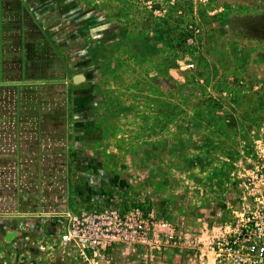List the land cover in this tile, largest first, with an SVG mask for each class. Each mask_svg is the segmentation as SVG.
<instances>
[{"label":"crops","instance_id":"obj_1","mask_svg":"<svg viewBox=\"0 0 264 264\" xmlns=\"http://www.w3.org/2000/svg\"><path fill=\"white\" fill-rule=\"evenodd\" d=\"M219 1L227 14L218 22L214 65L236 66L230 50L256 46L231 38L226 23L230 19L237 30L241 17L264 22V4ZM164 40V33L141 24L135 0H0V247L14 246L18 233L10 241L4 237L27 221L20 217L60 208L69 153L72 161L82 154L120 161L127 159L125 146L147 162L150 192L163 190L171 199L178 195L181 206L195 205L199 230L211 222L251 146L264 145V91L250 89L239 99L235 92L241 105L229 108L226 89L214 98L203 72L173 61L176 49ZM234 71L228 81L264 80ZM76 76L82 79L74 83ZM80 94L86 104L76 103ZM163 160L162 185L152 178ZM17 211L20 216L13 215ZM188 233L195 242L199 234ZM106 256L96 264H159L160 258L131 248Z\"/></svg>","mask_w":264,"mask_h":264},{"label":"rangeland","instance_id":"obj_2","mask_svg":"<svg viewBox=\"0 0 264 264\" xmlns=\"http://www.w3.org/2000/svg\"><path fill=\"white\" fill-rule=\"evenodd\" d=\"M245 1L254 5L256 4L258 7L264 4V0ZM135 2L137 1L135 0ZM156 3L162 6V9L165 11L163 16L159 18H153L146 10L139 7L137 2L141 12V24L147 22L150 24L153 31L164 33V45H166L167 48L172 47L176 49L173 51V61L178 59L185 63L192 62L196 70H201L203 72V75L206 76L205 88L208 89L214 98L218 99V93L226 89L228 94L225 93L227 98H225L223 102L231 108L235 106L234 104L237 105V96L235 92L238 93V99L239 96L243 98L244 91L250 89H252L251 91L254 95L263 93L264 80L260 78L228 81L225 77L235 76V68H238L240 70L239 73H241L237 76H264V22L260 18L241 17L237 30L235 29L233 21L230 19L227 21L226 27L228 26V29L231 27L233 33L231 38H239L243 44L256 47L254 50L244 47H237V50H230L239 63L236 66L235 63L232 62L227 65H214L216 57H214L215 51L213 42L221 36L217 32V28H220V23L218 22L227 13L224 12V9L220 12L216 11L212 15L208 14L207 11L218 10L220 1L211 0L208 7H203L198 0H156ZM156 19L159 21H166L169 24L168 29L161 25ZM192 25H197L203 32L201 49L193 50V48H190L191 46L187 47L185 45L183 48H175L177 47L175 46V39L171 38V36L182 34L181 31L185 32V28ZM239 60H241V62H239ZM216 76L218 77L216 78ZM203 83L204 82H202V84ZM254 86L256 88H254ZM125 90H127V88H125ZM81 91H83V89H81ZM78 93H80L79 90ZM81 94H83V92ZM81 94L76 96V103L86 104V99L83 96L81 97ZM142 103L147 104V99H142ZM238 105L241 104L238 103ZM89 147L90 146L84 148L87 150V153H90ZM127 148L131 149L132 146H125L124 150L126 151L125 156L127 159L120 161H115L114 158L110 157L98 161L95 157L90 159L88 155L86 156L84 154L72 161L69 158L70 153L68 155L69 151H67L66 185L57 204L60 206L58 210L80 207L85 204L89 207H96L114 199H118V201H122L123 199L126 201L143 200L141 204H144L147 208L150 206L154 208V210L158 212V214H161L168 223L181 227L184 232L186 229L190 235L199 234L200 230L196 219L201 213L198 208L195 205H192L193 208H190L186 203L185 207L183 205L181 206L178 203V195H174L175 199H171L172 197L168 196L166 192L164 193L163 190L150 192L147 174L144 170L145 166L143 165L147 164V162H140L134 159L132 157L133 154H130V152L128 153ZM80 151L85 152L84 150ZM164 168V160L157 162L156 171H154V173L158 175L152 179L158 184H162V172L160 169L163 171ZM159 189L161 188H158V190ZM227 189H229V187H227ZM69 192L71 195H69ZM69 196H71L70 198L72 199L69 200ZM192 197L194 198V195ZM186 198L189 203L195 201V198ZM13 215L20 216L19 211L14 212ZM35 215L36 214L31 216L25 215L22 216L24 218L20 217L18 219L27 221L17 225L13 232L14 234L15 232L18 233L14 246L8 248V250L5 247L7 250L6 257H8L3 258L0 264L1 262H5L2 264H30V262H32V264H83L78 261L76 262L70 257L71 251H62L56 248L54 250L45 249L39 251L34 241H26L24 239L25 236L33 233L35 234L37 231L38 222L37 218L34 217ZM1 232H4V230H1ZM14 238L11 239L13 240ZM27 238L30 239V236ZM191 245L194 244L186 242L185 246L182 248L166 249L158 255L160 257L158 260L159 264H190L195 262V260H197V255L189 252L191 250ZM0 248L2 251L5 250L2 247ZM116 251L118 250L109 252L107 255H111ZM191 251L193 252V250ZM37 257H40V260L37 259Z\"/></svg>","mask_w":264,"mask_h":264},{"label":"built area","instance_id":"obj_3","mask_svg":"<svg viewBox=\"0 0 264 264\" xmlns=\"http://www.w3.org/2000/svg\"><path fill=\"white\" fill-rule=\"evenodd\" d=\"M136 1L153 18L165 12L156 0ZM210 1L198 0L203 7H208ZM216 11L220 12H207L212 15ZM185 29L181 31L183 44L200 50L201 28L192 25ZM184 68L193 70L195 65L185 63ZM250 151L231 177L225 200L195 242L187 240L181 227L168 223L151 206L141 204L143 200L125 199L37 214V231L25 240L34 241L39 251H74L85 264H96L99 256L123 248H140L159 255L166 249L182 248L186 242L194 244L193 252H189L197 255L190 264H264V145H252Z\"/></svg>","mask_w":264,"mask_h":264},{"label":"trees","instance_id":"obj_4","mask_svg":"<svg viewBox=\"0 0 264 264\" xmlns=\"http://www.w3.org/2000/svg\"><path fill=\"white\" fill-rule=\"evenodd\" d=\"M159 21V20H157ZM157 23V22H156ZM159 23H161V25H163L164 27H166L168 29L169 24L166 21H159ZM171 38L175 39V46H177L178 48H183L184 44H183V39H184V35L183 34H177L174 36H171ZM141 206V205H139Z\"/></svg>","mask_w":264,"mask_h":264},{"label":"water","instance_id":"obj_5","mask_svg":"<svg viewBox=\"0 0 264 264\" xmlns=\"http://www.w3.org/2000/svg\"><path fill=\"white\" fill-rule=\"evenodd\" d=\"M81 76H76L74 79H73V82L76 83V82H79L81 80ZM15 236V234L13 232L11 233H7L6 236L4 237V240L5 241H10L11 238H13Z\"/></svg>","mask_w":264,"mask_h":264}]
</instances>
